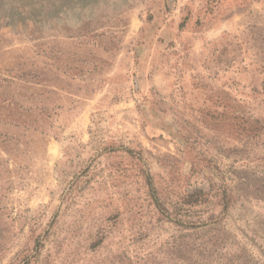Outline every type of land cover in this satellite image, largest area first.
Instances as JSON below:
<instances>
[{
    "label": "rangeland",
    "instance_id": "rangeland-1",
    "mask_svg": "<svg viewBox=\"0 0 264 264\" xmlns=\"http://www.w3.org/2000/svg\"><path fill=\"white\" fill-rule=\"evenodd\" d=\"M208 241L264 264V0H0V264Z\"/></svg>",
    "mask_w": 264,
    "mask_h": 264
},
{
    "label": "trees",
    "instance_id": "trees-1",
    "mask_svg": "<svg viewBox=\"0 0 264 264\" xmlns=\"http://www.w3.org/2000/svg\"><path fill=\"white\" fill-rule=\"evenodd\" d=\"M195 226H193L194 228ZM194 229H198V227H195ZM209 231V230H208ZM206 231V232H208ZM210 232V231H209ZM176 244V242H175ZM219 244L218 242L211 243L210 241L205 242L204 244H201L196 248V250L191 249V252L195 251L196 256H186V255H180V256H172L169 260V264H211L209 263V257L208 253L212 252V248H218ZM176 251L179 250V252H182V249H184V244H176L175 246ZM210 249V250H208ZM216 251V250H215ZM241 262V260H239ZM129 264H134L131 259H129ZM135 264H163L161 262H157V260H153L150 263H145L143 259L137 260ZM168 264V263H167ZM227 264H238V258L236 260H228ZM240 264H250V262H241Z\"/></svg>",
    "mask_w": 264,
    "mask_h": 264
}]
</instances>
